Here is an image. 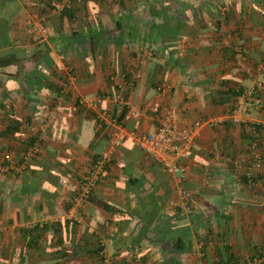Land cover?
I'll return each mask as SVG.
<instances>
[{
	"label": "crops",
	"instance_id": "obj_1",
	"mask_svg": "<svg viewBox=\"0 0 264 264\" xmlns=\"http://www.w3.org/2000/svg\"><path fill=\"white\" fill-rule=\"evenodd\" d=\"M73 1L77 14L71 21L60 17L59 10H49L48 5L56 8L57 3L50 4L47 0H15V9L3 8L2 2L0 18L8 20L10 43L12 28H32L40 32V36L48 34L42 41L46 43L45 49L31 47L34 53L29 65L33 63V66L27 73L39 67L43 77L49 79L57 70L67 69L71 77L68 81L72 80L77 88L61 105L71 113L66 119L69 132L56 137L58 142L52 143L54 149L49 152L53 157L63 155L51 161L57 164L63 159L65 164L57 170L63 174L59 183L66 184L69 171H79L77 156L82 154L81 157L86 158L98 151H90L93 141L99 142L97 148L105 146L106 140L95 139L80 127L85 120L81 117L84 115L74 110L75 101L81 97L78 94L93 93L91 99L95 94L111 90L105 76L115 72L139 78L133 80V86L126 92L128 115L122 128L129 137L115 152V165L109 173L113 177L109 176L103 183L102 192L103 184L94 189L100 196L97 200L114 210L104 211L86 201L82 212L75 217L71 214L73 208L64 212L63 218L58 217V183L56 187L48 182L40 183L41 191L53 193L50 198L43 197L39 191L27 195L35 198L33 213L28 217L26 199L9 197L0 202V264H87L86 258L74 259L71 253L56 260L59 252L69 253L73 249L82 231L77 235L76 231L64 233L67 240L61 246L51 233H47L46 238L34 240L37 242L35 248L28 249L29 244L26 245L29 240L26 231L33 225L77 218L81 226L89 229V235L113 244L107 250L112 251L109 255L114 264H163L171 258L176 264H197L193 251L196 244H203V241L205 259L211 264H252V258L264 254V72L259 70L260 63H264V0ZM66 3L67 0H63L62 4ZM75 19L74 27L81 35L72 42L70 23ZM117 22L122 32L116 30ZM154 28L165 40L157 39ZM20 35L25 39L34 36L32 31ZM93 35L96 36L92 40L95 44L90 50ZM236 43L243 48V67H236L232 61L230 50ZM35 53L39 55L37 58ZM42 60H48L50 67L45 68ZM131 60L138 61L136 65L131 63L136 69L130 67ZM77 61L80 63L76 64ZM133 71L139 73L133 74ZM54 83L59 86L57 81ZM241 90L251 106L239 123H233L229 115L235 106V96ZM45 93L51 100L56 95L40 90L32 99L38 100L41 96L45 99ZM168 112L179 126L208 119L217 122L212 129H199L186 162L187 174L183 182L166 177L160 166L147 160L133 143L139 135L153 132L160 118ZM72 116L75 119H70ZM73 122L75 128L70 130ZM253 129L259 138L258 152L263 167L259 173H253L252 184H248L242 179L244 170L252 162L249 145L254 137ZM56 147L64 153L55 150ZM48 159L44 155L33 161L32 167L49 164ZM234 162L240 168H235ZM124 167L137 179L135 186L127 187L128 176L121 170ZM19 187L20 183L14 186L16 194H19ZM182 187L191 193L189 207L193 215L190 218L194 220L191 224L188 222L187 228L183 224L189 220L188 214L182 215L179 210L180 217H187V220H178L176 214L171 216L165 211L164 205L165 198H174ZM153 203L163 205L164 210L155 216L147 215L146 205ZM165 213L175 218L172 222L180 231L188 230L190 251L169 253L159 240L149 241L148 237L152 239L154 233L143 221L163 230ZM30 216L36 220L31 225L27 222ZM201 230L203 235L199 234ZM55 252L58 255H52Z\"/></svg>",
	"mask_w": 264,
	"mask_h": 264
},
{
	"label": "trees",
	"instance_id": "obj_2",
	"mask_svg": "<svg viewBox=\"0 0 264 264\" xmlns=\"http://www.w3.org/2000/svg\"><path fill=\"white\" fill-rule=\"evenodd\" d=\"M50 4H54L57 3L58 6H60L63 3V0H47ZM3 2V3H2ZM15 2V0H0V6H2L3 4V8L8 7L9 9H15L16 5L13 4ZM78 2V1H77ZM2 3V4H1ZM12 3V5H10ZM74 1L73 0H67V3L65 5L62 6V8H55L54 6H50L48 5L49 10H59V16L60 17H67L70 21L71 19L74 17V15L77 14L76 8L73 7ZM3 14L2 8L0 7V16ZM1 20V18H0ZM3 21V20H1ZM0 21V81H2L4 88L2 87V89H0V139H7V140H12L16 137L19 136L20 134V129H21V124L19 122V120L14 118V115L12 114V107L11 105L5 106L3 103V100L7 98L8 93L12 92L10 90H14L16 92V94H20L22 95V97L25 98V100H29L28 102H31L32 97L37 96L38 93L40 92V90H48V93H55L56 97H60V91L63 90V88L60 89V86L56 87V84L53 83V79L54 77L56 78V76L51 75L48 79V77L44 76L42 74V70L39 67H35V73L34 71H30L29 73H25L23 78L21 77L22 71L24 70V68H26V64H23V61L20 59V56L18 54H16L15 52H11L10 51V39L8 36V32H9V27H8V20L6 19L5 21L1 22ZM76 22V19L73 20V22L70 23V37H72V42H75L76 37H80V32L77 31V28L74 27V24ZM1 30H4L1 32ZM116 30L117 31H123L120 22H117L116 25ZM154 34L157 35V39L161 40H165V37L160 36V33H158L157 28H154ZM101 36V33L99 34ZM98 36V35H97ZM95 35L90 37V45L89 48L91 50V48L93 47V41L95 39ZM78 44H80V42H78ZM231 51V57H232V61L234 63V50H230ZM34 53V52H33ZM33 53L31 54V56L33 55ZM244 55V52H243ZM39 55L38 53H35V57L37 58ZM37 60V59H36ZM45 68H49L50 67V62L48 60H46L45 62H42ZM46 64V65H45ZM11 67H15L16 68V73L15 74H7L5 70L11 68ZM41 70V71H40ZM120 75V73H116ZM113 75V74H112ZM110 76V75H109ZM106 76V81H108V78ZM121 76V75H120ZM53 77V79H52ZM123 77V76H122ZM51 78V80H50ZM123 79L126 81L127 83V79L124 76ZM59 80V79H58ZM128 84V83H127ZM131 86H133L131 84ZM130 86V87H131ZM156 86V85H153ZM129 87V88H130ZM10 88V89H8ZM114 88H116L114 86ZM129 88L127 89V91L129 90ZM157 90H159V87H156ZM29 90V91H26ZM112 90V89H111ZM117 90V88L115 89ZM126 91V92H127ZM109 97H106V95H97V97H100L102 99L104 98H112L114 96V94H112L110 92V90L107 91ZM116 92V91H115ZM62 94V93H61ZM103 94V93H102ZM243 90L239 91L237 93V95L235 96V104L237 101L238 97L243 96ZM126 97H124L125 99ZM34 107V106H33ZM32 107V108H33ZM74 110L75 113L79 114V115H84L83 118L86 121H91L94 123L95 128H98L100 131L104 130L106 128V124L99 120L96 115L94 113H92L90 110H85L82 109L78 102L75 101L74 104ZM234 110V109H233ZM108 112L110 114L114 113V107L110 110H108ZM86 114V115H85ZM114 115V114H113ZM128 115V109L127 107H123L122 110H120L118 116L116 117V122L122 127H124V121L126 120V117ZM31 119H27V121H29ZM232 122V121H231ZM217 126V124L215 125V127ZM214 128V127H213ZM97 133V131H96ZM255 133H257V131L255 130ZM37 136H32L30 139H28V141L26 140V147L27 150L29 148H31L33 146V144L37 141H39L37 138ZM107 137L102 138L103 140H107L105 139ZM97 139V136L96 138ZM126 141V140H125ZM99 142L93 141L91 144V149L90 151L93 152L96 150L97 145ZM122 145V144H121ZM258 148H259V142H258ZM27 150L25 149L21 154H20V159L18 160V162L11 166L9 161L7 160H3L2 164L0 165V170L2 169V171L0 172H6L8 174H17L15 171V168H18L20 166H22L24 164V160L23 157L26 154ZM142 153V151H140ZM95 154L91 156L92 158V164H91V168L93 167V165L95 164V162L101 157V155H99V153L94 152ZM143 154V153H142ZM144 155V154H143ZM147 160L151 161L148 157L144 156ZM4 159H7V157L5 156ZM114 158H111L109 162L106 163V167H105V172L107 171V167H112L113 165H115V161L113 160ZM27 165V163H26ZM16 166V167H15ZM30 166H25V168L23 169V171H21L23 173V176L21 177V183H20V187L18 190V193L21 196H25V195H31L37 191L41 192L43 197H47L50 198L51 196H53V193H49L46 191H41V182H48L50 184H52L53 186L56 187V184H59V177H60V173H51V167L49 164H43V166H36V167H31ZM123 174L127 175V181H126V185L128 186H135L137 184V179L133 178L132 176H130V169L124 167V169H121ZM63 176V174H61ZM19 176V175H18ZM20 177V176H19ZM254 177L252 176L251 178H246L244 177L242 180L245 183L248 184H252ZM100 180V178H99ZM100 181H98L99 183ZM186 190V189H185ZM93 197V196H92ZM88 198L87 201L90 202V204L94 205L95 207L101 208L104 211H113L114 208L109 207L108 205H106L103 201L97 200L96 198ZM191 199V196L189 197V200ZM171 200L170 198H165V204ZM157 203H153L150 206H148V204L146 205V207H148L147 210V215L151 214L152 216H155L159 213V211H163L164 206L163 205H156ZM144 207V208H146ZM71 208V203H67L64 205V212L67 213ZM145 210V211H146ZM178 211H176V218L178 220H182V221H186L187 217H180V209H177ZM186 213L188 214V218L189 220L186 221V223L183 224V227H186V225L188 224V222L191 224V220L193 221L194 219H191L193 215L191 212V208L188 207ZM173 216V215H171ZM191 217V218H190ZM175 218L169 217L168 215H166L165 213V227H163V230L157 229L158 227H151L148 224V221L146 223V221H143V225L146 227H150L149 230H151L154 233V237L151 236L148 237V239H150L149 241L154 242L156 239L159 240L163 245H165V252H169V253H174V254H182L183 252H187L190 251L191 248V242H190V236H188V230L182 229L181 231L176 228V223L172 222V220H174ZM197 222H199L198 220H196ZM196 226H198L196 224ZM81 227L80 223H78L76 220L74 219H62L61 221H56L53 223H46V224H35L33 225L30 230L26 231L27 237L29 240L26 241V245L29 244L28 249L31 248H35L36 246V241L41 239V238H46L47 233H51L52 238H56L58 240V245L61 246L64 242V240H67V236L65 235L67 233V231H72V233H74L76 231V228ZM157 230V231H156ZM51 231V232H50ZM155 231V232H154ZM82 235L80 236L78 242L76 244H74L73 249L69 252V253H65V252H59V258L56 260H62L64 258L65 255H72V257L74 259H77L79 257H84L87 259V264H96L97 262L101 263V258H100V245L101 242H99V238L93 236V235H89V229H87V227H84L82 229ZM46 233V234H45ZM65 233V234H64ZM68 234V233H67ZM89 235V236H88ZM69 238V237H68ZM34 240H36L34 242ZM45 240V239H44ZM169 246V247H168ZM199 250L202 249L203 245H198ZM58 252L52 253V255H58ZM264 257V254H260L254 258H252V261L254 259H262ZM171 261H168L166 263L163 264H176L177 261H175L174 259H170ZM96 262V263H95ZM83 263H85L83 261ZM115 262L112 261V264H114ZM261 264H264L261 263Z\"/></svg>",
	"mask_w": 264,
	"mask_h": 264
},
{
	"label": "rangeland",
	"instance_id": "obj_3",
	"mask_svg": "<svg viewBox=\"0 0 264 264\" xmlns=\"http://www.w3.org/2000/svg\"><path fill=\"white\" fill-rule=\"evenodd\" d=\"M2 31H4V30H1V32ZM26 31H32V35L34 34V36L36 35V37H34V36L31 37L30 36V38H28V39L23 38L24 36H22L20 34H21V32H26ZM39 34H40V32L35 31L32 28H30V29H23V28L15 29V28H12L10 51L11 52L13 51L16 54H18L20 56V59L23 61V64H26V67H27V68H24V70L22 71V74H21L22 78H23L24 74L27 73L26 71L33 66V63H31L32 65H29L31 54L34 52V51L31 50V47H34V45H35L36 47H39L41 50L45 49L44 45L46 43H43L42 41L45 39V37L48 36V34H47V36L44 33L41 34L43 36H40ZM46 41L48 43L47 39H46ZM236 44L231 46L232 50H234V47L236 46ZM137 52H139V51H137ZM134 53L136 55V52H134ZM132 59H134V58H132ZM78 62L79 61H77L76 64ZM131 63L132 64L134 63V65H136V64H138V61L131 60L129 62V64H131ZM74 64H75V62H74ZM132 64L130 65V67H133V69H136V67L134 65H132ZM263 64L264 63H260V65H263ZM6 71H7V74H15L16 73V68L15 67H11V68L7 69ZM67 72H68L67 69H64V71H61V72H60V69H59L56 72H54V76H56V78L54 77V79L52 80L53 83H54V81H57L59 86H61V88L65 89V91H66L64 94L60 93V97H58V96L56 97L55 96L54 99L51 100V99H48L49 98V96H48L49 94L45 93L44 94L45 99L42 98V96L40 95L41 96L40 98H42L41 100H40V98L38 100H36V99L33 100L34 99L33 98L31 100V102H28L29 100H27V102H26L25 98L22 97V95L16 94L15 91L10 90L12 92L8 93L7 98L3 100V103H4L5 106L11 105L12 114L14 115L15 119L19 120V122L21 124V129H20L19 136L16 137L15 140L14 139L7 140V139H3V138L0 139V165L2 164L3 160L9 161L11 166L15 165L18 162V160L20 159L19 158L20 154L25 149L27 150V147L25 145L26 144V140L28 141V139H30L32 136H35V135L37 136L36 138L39 140V141H37L38 144L40 145L39 152L37 154H35L27 162V165L24 163L22 166H20L18 168H15V171H17L16 172L17 174H14V173L13 174H8L6 172H0V202L3 201V200H7L9 197H13V198L14 197H20L21 199H24V200L26 199L27 203H26V200H25V205H27V207H29L26 210L27 211V214H26L27 217L29 215H32V213H33L31 208L34 205L33 202L35 201V198L33 196H29V198H28L27 195H26L27 198L25 196H24L25 197L24 198L20 194H16L17 192L14 190V186L16 184L19 185V183H21V177L23 176V173L21 171H23L25 166L32 165L33 161H38L41 158H43L44 155H46V157L49 158L48 159V162H50L49 165H50L51 168H53V170H55V171L51 170L52 174L53 173H54V175H55V173L59 174V172L57 171L59 169L58 167L60 165H61V167L65 166V164L63 165V159L61 161H59V162H56L57 164H53V163L51 164V161L52 162L56 161L55 158H60L63 155L62 154H58V155H56V157H53V156L49 155V152L52 151L51 149H54V148H52L54 146L52 143L58 142L57 141L58 139L56 137H60L59 135L61 133L65 134V132L66 133L69 132V129H68L69 123H67L66 119H69V114H71V113H70V110L68 111V109H65V108L61 107V105H62V102H65V100H66V102L69 100L68 99L69 96L71 95V93H74V89L77 90V88L75 87V85H73L72 80L68 81V78L71 79V77H70V74H68ZM107 72H109V71H107ZM137 73H139V72L133 71V74H137ZM112 74L110 76L108 75L109 76L108 81H106V76H105V82H106L107 86L112 89V90H110V92L112 94H114L115 91H116L115 89L117 88V85H121V86H123L124 90H123V92H121V91H118V92H121L122 95H125V97H127L126 96L127 83L128 84L129 83L134 84L133 80H135V77L133 78V75L132 74L130 75V73H129L128 76H126V75H121L120 76V75L115 74V73H112ZM122 76L126 77L127 83L123 79ZM57 79H59V80H57ZM136 79H139V78H136ZM67 81H68V83H67ZM114 86L116 88H114ZM2 87L4 88L2 81H0V89H2ZM8 89H10V88H8ZM26 91H29V90L26 89ZM90 94L92 95L93 93H90ZM90 94H86L85 91L80 92L78 94V95L81 96V97H79L80 98L79 101H82V103H83V104L81 103V105L80 104L79 105L81 107H83L84 111L88 110V108L85 107L86 104H89L93 98H95V97H97V95H99V94H95V95L92 96L93 98L91 97V99H89V97L91 96ZM101 95H106V97H109V96H107L108 95L107 91H105ZM125 100H127V98H125ZM79 101H78V103H79ZM113 106L114 105L112 103L105 102L99 108H97V110L96 109H95V111L91 110V112L94 113L95 115H96V113L97 114L99 113V115H101L103 112H106V114H110L108 112V110L112 109ZM66 107H67V105H66ZM59 112L61 113V115L59 114ZM97 116L98 115H96V117ZM60 117L62 119H60ZM81 117H83V116H81ZM0 119H1V116H0ZM27 119H31V120L27 121ZM70 119L73 120L75 118L72 116V118H70ZM73 125H76L75 122L70 124V130H71V127H73ZM80 127H82L83 131L88 132V134H90V133L93 134V138H94V136H95V138L97 136V137L101 138V140H103L102 138L107 137V138H105V139H107L105 141V146H103V148H97L96 149V150H98L97 153H99V155H102L104 152H106L107 150L111 149V147L109 146V143L111 141L110 138L111 139L113 138V135L115 134L116 131L114 130L115 128H113L110 124L106 125V128L104 130L100 131L98 128H95L94 123L92 122V120L91 121H86L85 120V121H82ZM73 128H75V127H73ZM96 131H97V133H96ZM124 142H122L121 144H123ZM121 144H120V146H121ZM55 150L64 153V150L61 151L58 147H56ZM116 150L112 153V158L115 156ZM94 154L95 153H91V155L86 156V158L85 157H81V156H83L82 154H80V156H77V158L79 160L76 163V165L78 166L79 171L76 170V169L73 170V171H69L68 170L70 172L69 176L67 177L69 180H67L65 182L66 184H64L63 182L59 183V188L57 190V196H58L57 197V205H58V208H57V211L55 210L56 211V216L63 218V216H64V205L67 204V203H70V202H71V208H73L71 214L74 215V217H75V215L77 213H81L82 212V208L85 205V202L87 200H82L80 202L79 206H75V201L78 200L79 197H80L81 184H82V182L84 181V179L88 175V172L91 169V164H92L91 156L94 155ZM5 156L7 157V159H4ZM116 163H117V160H116ZM118 164H119V162H118ZM66 167H68V165ZM107 168H108L107 171L103 175L99 176L100 180H98V181H100L101 183L97 182L96 185H95V188L98 185L101 186L104 182H107V179H108L109 176L111 178L113 177V176L109 175V173L112 172L111 171L112 167H107ZM0 171H2V169ZM60 176H61V174H60ZM104 185L105 184H103L101 186V192L103 191L102 188H105V187H103ZM94 189H93V192L91 193L90 197L93 196L92 198H96L97 199L100 196L96 193V191H94ZM178 189L179 188H177L176 191ZM183 189H185V188H183ZM95 193H96V195H95ZM178 197H179L178 196V192H176L175 193V197L171 198V200L166 203L165 211L170 213V214H172V215L173 214L175 215L176 211H178L177 209L179 208L182 211V213H183L182 215H185V212L187 211V209L189 207V202L188 203L184 202L183 204L181 202L179 203L180 197L179 198ZM171 202L173 203V205H170ZM177 205H179V206H177ZM22 207H23V205H22ZM35 221L36 220H34L32 216H30V219L27 222H29L30 225H31V224H34ZM47 221H49V220H47ZM83 227L84 226L76 228V235H77V233L82 231ZM199 234L203 235V231L201 230ZM100 238H99V242H101V244H105L106 245L107 241L104 242L103 239H100ZM199 244L200 243L196 244L197 246H196L195 250L193 251L194 257H196L198 259L197 264H208L209 262H207L206 259H205L206 254L204 252V247H202L201 250H198V248H199L198 245ZM203 244H204V241H203ZM112 245L113 244H111V247H112ZM107 252H108V254H110L112 251H110V249H109V251H107ZM112 261H113V259H112ZM96 264H101V263L97 262ZM209 264H211V263H209Z\"/></svg>",
	"mask_w": 264,
	"mask_h": 264
},
{
	"label": "built area",
	"instance_id": "obj_4",
	"mask_svg": "<svg viewBox=\"0 0 264 264\" xmlns=\"http://www.w3.org/2000/svg\"><path fill=\"white\" fill-rule=\"evenodd\" d=\"M62 6L63 4L60 6L56 5V8L59 9L62 8ZM233 58L235 63L234 65L243 67L245 57L243 55L242 46L239 43H237L234 47ZM259 70L264 72V64L260 65ZM136 78L137 76H135V79ZM131 84L132 83L127 84L126 89H128ZM123 90V86L117 85V92H115L112 98L102 99L100 97H95L89 104H86V106L84 105L86 108L95 111V109L97 110V108H99L104 102L112 103L114 105V113L106 114V112H103L101 115H99V113L96 114L98 115L97 117L99 120L110 124L113 128H115L114 130L116 132L113 135V138H110L111 141L109 146L111 149L101 155L82 182L80 197L78 200H74L75 206H79L82 200L90 198L91 193L100 178L99 176L105 173V165L112 158V153L129 137L124 129L116 122V117L118 116L120 110H122L123 107H127V100L124 99L125 95H122L121 93ZM65 92V89L61 91L62 94ZM254 104H258L257 101H254ZM250 106V101H246L244 96L239 97L236 101L233 112L229 115V120L233 123H239L241 116ZM216 124L217 122L215 120L208 119L205 121H195L187 126H179L175 117L168 112L160 118L159 124L153 132L139 135L134 139V144L146 157L160 166L166 177L175 179L177 182H183L187 174L186 162L189 159V154L194 146L199 129L202 127L212 129ZM253 133L254 137L249 145L252 162L243 173V176L248 179L253 176L254 172L259 173L263 167L262 158L258 152L259 138L254 129ZM39 148L40 145L38 142H35L33 146L27 150L23 157L25 164L39 152ZM233 165L235 168H240L237 162H234ZM178 196L180 197L179 203H188L191 193L183 188H180ZM170 205H173V203L171 202ZM78 220L79 219L77 218L76 221L79 223ZM108 246H111L110 241L106 245H100L101 250L99 255L101 258V264H112V257L107 252ZM263 262L264 257L262 259H254L252 264H261Z\"/></svg>",
	"mask_w": 264,
	"mask_h": 264
}]
</instances>
